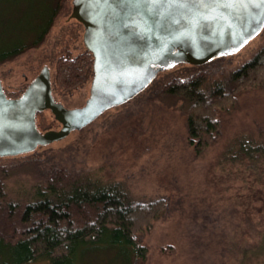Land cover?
Masks as SVG:
<instances>
[{"label": "rangeland", "instance_id": "rangeland-1", "mask_svg": "<svg viewBox=\"0 0 264 264\" xmlns=\"http://www.w3.org/2000/svg\"><path fill=\"white\" fill-rule=\"evenodd\" d=\"M71 12L69 0L42 45L0 66L7 90L23 88L45 65L53 76L62 48L70 47L75 55L85 47L83 25L70 17ZM262 30L224 61L236 64L260 46ZM53 92L58 101L77 107L88 98L90 82L68 94ZM144 97L108 110L85 130H74L35 154L0 157V170L7 173L5 183L13 193L9 198L15 199L14 194H22L40 172L56 165L90 168L124 182L135 198L167 200L168 213L139 232L140 244L148 247L147 259L140 264H264V188L254 186V172H246L253 169L251 164L245 171L218 164L234 134L264 125V88L237 94L236 104L220 113L222 134L200 155L188 145L179 105L169 100L153 106ZM37 125L41 131L61 127L50 110L37 116ZM167 246L171 252L162 254ZM80 253L79 264H121L123 259L115 249Z\"/></svg>", "mask_w": 264, "mask_h": 264}, {"label": "trees", "instance_id": "trees-1", "mask_svg": "<svg viewBox=\"0 0 264 264\" xmlns=\"http://www.w3.org/2000/svg\"><path fill=\"white\" fill-rule=\"evenodd\" d=\"M68 2L0 0V66L42 45ZM69 48H62L56 56L51 75L53 88L66 94L91 83L93 77V53L85 46L71 55ZM223 57L201 65L179 63L161 71L146 89L113 108H123L144 96L153 106L175 101L184 117L188 145L200 155L222 134L220 113L236 104L237 94L264 88V38L260 46L236 64L225 62ZM28 84L11 91L3 87L9 97H17ZM40 147L0 157L35 154ZM218 164L223 169L230 166L241 171L251 164L253 169L246 172H254L257 176L254 186L264 188V125L256 131L241 130L234 134ZM100 173L59 164L40 172L22 194L14 192L16 198L10 199L11 190L5 183L7 173L0 170V264H30L37 260L79 264L77 257L82 251L104 254L114 249L123 258L121 264L145 261L148 247L140 244L139 232L168 213L167 200L135 198L124 182ZM171 250L167 246L160 252L166 254Z\"/></svg>", "mask_w": 264, "mask_h": 264}, {"label": "water", "instance_id": "water-1", "mask_svg": "<svg viewBox=\"0 0 264 264\" xmlns=\"http://www.w3.org/2000/svg\"><path fill=\"white\" fill-rule=\"evenodd\" d=\"M70 17L83 25L94 57L88 98L73 108L57 101L47 65L17 97L0 79V156L64 139L179 63L201 65L238 52L264 28V0H72ZM47 109L61 127L42 132L36 117Z\"/></svg>", "mask_w": 264, "mask_h": 264}, {"label": "flooded vegetation", "instance_id": "flooded-vegetation-1", "mask_svg": "<svg viewBox=\"0 0 264 264\" xmlns=\"http://www.w3.org/2000/svg\"><path fill=\"white\" fill-rule=\"evenodd\" d=\"M54 97H55V95H54ZM55 99H56V97H55ZM57 100V99H56ZM58 101V100H57ZM60 102V101H59ZM62 103V102H61ZM66 107H68L65 103H63ZM81 106V105H80ZM78 107V106H77ZM69 108V107H68ZM71 108V107H70ZM61 124V123H60Z\"/></svg>", "mask_w": 264, "mask_h": 264}]
</instances>
